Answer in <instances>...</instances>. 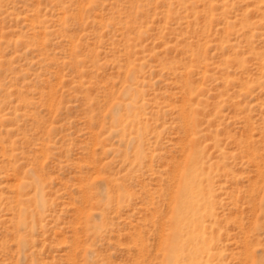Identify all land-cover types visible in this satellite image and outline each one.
Returning <instances> with one entry per match:
<instances>
[{
  "label": "rangeland",
  "instance_id": "374dc122",
  "mask_svg": "<svg viewBox=\"0 0 264 264\" xmlns=\"http://www.w3.org/2000/svg\"><path fill=\"white\" fill-rule=\"evenodd\" d=\"M190 263L264 264V0H0V264Z\"/></svg>",
  "mask_w": 264,
  "mask_h": 264
},
{
  "label": "bare ground",
  "instance_id": "6f19581e",
  "mask_svg": "<svg viewBox=\"0 0 264 264\" xmlns=\"http://www.w3.org/2000/svg\"><path fill=\"white\" fill-rule=\"evenodd\" d=\"M195 170L196 169L193 168L192 171L187 174L188 177L182 185L184 197L182 196L183 198H181V200L179 201L180 208L186 210L187 216L185 218H180L179 220H177L176 224L177 231L183 229L184 227L187 228V230H190V234H192L191 240H194L195 237L199 239H205V230L203 228L202 221L198 216V209L208 205L201 202V194H203V191L200 189L197 190V186H199V183L197 184L198 176L196 175ZM196 248H202V246H197Z\"/></svg>",
  "mask_w": 264,
  "mask_h": 264
}]
</instances>
